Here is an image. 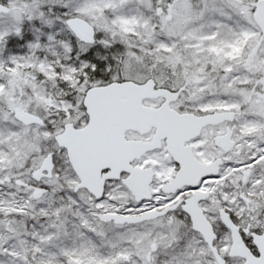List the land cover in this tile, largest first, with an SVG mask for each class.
<instances>
[{
  "label": "snow or ice",
  "instance_id": "1",
  "mask_svg": "<svg viewBox=\"0 0 264 264\" xmlns=\"http://www.w3.org/2000/svg\"><path fill=\"white\" fill-rule=\"evenodd\" d=\"M0 264H264V0H0Z\"/></svg>",
  "mask_w": 264,
  "mask_h": 264
}]
</instances>
